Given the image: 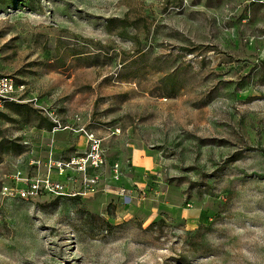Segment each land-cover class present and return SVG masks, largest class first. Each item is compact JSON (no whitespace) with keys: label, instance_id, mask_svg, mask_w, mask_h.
Masks as SVG:
<instances>
[{"label":"rangeland","instance_id":"rangeland-1","mask_svg":"<svg viewBox=\"0 0 264 264\" xmlns=\"http://www.w3.org/2000/svg\"><path fill=\"white\" fill-rule=\"evenodd\" d=\"M0 74V264H264V0H0Z\"/></svg>","mask_w":264,"mask_h":264},{"label":"built area","instance_id":"built-area-1","mask_svg":"<svg viewBox=\"0 0 264 264\" xmlns=\"http://www.w3.org/2000/svg\"><path fill=\"white\" fill-rule=\"evenodd\" d=\"M26 84L19 82L14 76L0 74V111L7 108L8 105L18 103V104H25V103H33L37 104L39 99L36 97L30 98L29 100L25 98L24 94L26 91ZM93 161V169L98 168L103 160L100 154L94 155L92 158ZM72 166H76L80 171L85 172L87 171V166L82 161H73L70 163H64L63 165H59L61 172L63 173L65 170L72 168ZM118 169V168H117ZM118 172V170H116ZM99 177L91 176L89 177L86 182L87 184L93 188L98 183ZM45 189H50L56 192H63L64 186L60 183H50V181L46 182L44 185ZM40 188L38 182L30 183L29 191L25 192L22 191L23 196H26L29 193H36L37 190ZM62 194V193H61Z\"/></svg>","mask_w":264,"mask_h":264},{"label":"clouds","instance_id":"clouds-1","mask_svg":"<svg viewBox=\"0 0 264 264\" xmlns=\"http://www.w3.org/2000/svg\"><path fill=\"white\" fill-rule=\"evenodd\" d=\"M257 236H264V228L255 229Z\"/></svg>","mask_w":264,"mask_h":264},{"label":"trees","instance_id":"trees-1","mask_svg":"<svg viewBox=\"0 0 264 264\" xmlns=\"http://www.w3.org/2000/svg\"><path fill=\"white\" fill-rule=\"evenodd\" d=\"M14 105H23V104L14 103V104L8 105V107H13ZM8 107H7V108H8ZM199 230H200V229H199ZM199 230H197L196 232H199Z\"/></svg>","mask_w":264,"mask_h":264}]
</instances>
